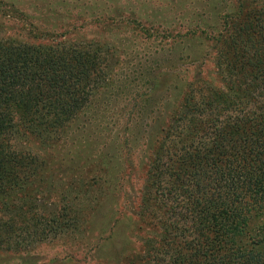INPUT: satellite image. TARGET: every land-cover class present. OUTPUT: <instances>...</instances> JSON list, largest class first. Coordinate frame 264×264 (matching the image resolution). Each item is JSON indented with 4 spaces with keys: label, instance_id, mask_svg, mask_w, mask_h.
Instances as JSON below:
<instances>
[{
    "label": "trees",
    "instance_id": "obj_1",
    "mask_svg": "<svg viewBox=\"0 0 264 264\" xmlns=\"http://www.w3.org/2000/svg\"><path fill=\"white\" fill-rule=\"evenodd\" d=\"M171 1L195 15L191 21L208 41L212 70L201 74L191 64L184 73L174 65L161 72L173 107L154 130L136 138L145 147L134 150L146 151L138 161L143 176L133 212L143 234L136 235L140 249L128 264H264V2ZM87 2L58 0L50 13L60 14L56 20L103 22L107 38L65 36L59 21L54 28L32 24L18 38L6 34L10 23L0 20V253L25 252L84 230V217H91L102 194L92 192L84 163L76 164L70 170L84 192L59 204L52 158L59 152L61 170L70 147L86 141L74 136L70 146L66 133L75 132L69 126L96 105L95 98L103 108L116 97L134 100L127 114L139 117L140 102L158 89L150 71L159 69L154 60L134 66L143 57L134 38L146 28L131 16H137L131 2ZM71 9L77 13H67ZM130 85L144 87L138 100L127 91ZM110 147L95 160L106 175L110 171L104 181L113 188L119 181L111 177L114 160L123 153L128 168L132 161L131 149Z\"/></svg>",
    "mask_w": 264,
    "mask_h": 264
},
{
    "label": "rangeland",
    "instance_id": "obj_2",
    "mask_svg": "<svg viewBox=\"0 0 264 264\" xmlns=\"http://www.w3.org/2000/svg\"><path fill=\"white\" fill-rule=\"evenodd\" d=\"M57 1L0 0V20L10 23V27H6V34L23 38V32H27V28L32 24H37V27L44 25L46 28H54L59 21V24L60 22L64 24L61 26L62 28L66 27L64 35L71 36V38L75 33L93 38L107 36L104 31L108 27H102L103 22L92 23V19H81V17L74 22L69 16L56 20L55 18L60 14L55 12L54 18L50 9L53 6L56 7ZM60 1L62 2V0ZM91 1L89 0V2ZM226 1L233 4L236 0ZM254 1L264 2V0ZM89 2L85 3V7ZM103 2L108 7H112V4L114 6L115 3L121 6L131 2L130 4L133 6L131 9L137 14V16H131H134L146 28L145 31L138 34V37L134 38L137 43L134 48L137 54L143 56L134 66L142 65L143 61L148 64L147 61L154 60L152 65L156 64V68L159 69L150 71L153 73L154 84L158 89L151 88L145 96V102H140L141 115L139 117L137 111L127 114L134 100H124L120 97H116L115 100L110 99L109 108H103V105L100 104L101 100L95 98L96 105L91 104L81 111L79 121L69 126L75 132L66 133V137L70 146H72L70 139L74 136H82L86 141L77 142L73 147H70L72 148L71 154L65 157L64 168L62 167L61 170L57 166L56 154L59 152L55 154V150L51 151L52 154H55V157L52 158L55 162L53 169L55 171V188H57L55 189V201L58 200L59 204H66L70 198H78V196H74L77 195V192H84V184H77L76 174L70 170L76 164L84 163L82 174L93 183L91 190L94 191L92 192L97 195V192L102 194L99 204L93 210L91 217H89V213L85 215L84 230H81L75 238L69 234L59 235L53 240L38 243L25 252L0 253V264H128L129 258L140 249L136 235L143 234L137 228L139 224L133 212L136 210V194L143 176V169L138 161L142 154H146V151L134 150L135 145L143 143L142 137L139 141L136 138L140 136L141 132L148 133L145 131L147 128L154 130L158 121L165 120L173 107L167 87L168 78L162 76L161 72L168 71L169 67L174 65L172 67H178L179 73H182L183 69L190 68L191 64H197L201 74L210 73L212 70L210 57L206 56L208 41L199 34L201 27L195 26L194 21H191L195 15L190 10L182 8V5L173 6L171 0H103ZM14 8L17 10L14 11ZM13 12L15 14H12ZM69 12L72 15L77 13L76 9L67 11V13ZM9 14L12 15L9 16ZM125 16V14L121 15L120 20ZM52 22H54V26H51ZM147 34L151 35L148 39L146 38ZM125 51L127 56L122 57L124 61L127 60V57L130 59L128 53L131 50L129 48ZM186 54H192L195 60L185 58ZM143 70L140 68L138 72ZM188 71L190 75L191 70ZM145 74L148 76L147 73ZM143 90H145L144 87L136 88L130 85L127 91L130 92L129 94L133 92L135 100H138L137 94H142ZM126 94L128 93H124V96ZM127 116L129 121L125 126L124 121ZM112 143L117 146L116 148L124 149L123 146H126L125 148L131 149L128 158L132 161V168H128L123 153L114 160L115 166H113L111 177H118L119 181L113 188L112 182L104 181L110 176V171L109 175H106L105 170L100 167V162L95 160V157L100 153L110 150ZM142 147L145 146L142 145ZM68 148L69 146H66L63 150ZM90 159L91 162L92 160L97 162L93 163L95 166L90 165ZM73 184L78 185V189L75 191ZM58 192H62V194H58ZM110 192L114 193L110 195ZM82 216L84 214L80 217L81 221Z\"/></svg>",
    "mask_w": 264,
    "mask_h": 264
}]
</instances>
